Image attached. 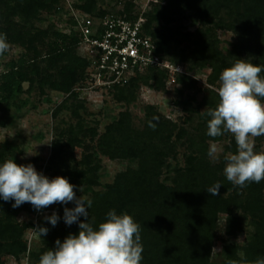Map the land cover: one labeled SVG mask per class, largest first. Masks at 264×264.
Masks as SVG:
<instances>
[{
    "label": "rangeland",
    "instance_id": "obj_1",
    "mask_svg": "<svg viewBox=\"0 0 264 264\" xmlns=\"http://www.w3.org/2000/svg\"><path fill=\"white\" fill-rule=\"evenodd\" d=\"M91 1L58 0L29 17L19 14L6 18L8 10L0 9L4 14L0 15V32L7 34L9 42L8 51L0 55V86L7 81L6 73L14 63L23 65L21 69L26 76L24 81H19L21 90L12 96L0 89V151L3 159L14 158L18 164L32 163L50 178L59 176L58 171L79 173L86 170V175L75 177L76 196L84 195L100 202L98 199L101 195L98 194L107 191L108 185L113 184L120 174L139 167L137 158L128 155L111 158L105 148L122 146L126 138L137 141L138 135L147 127V111L152 106L161 117L160 121H166L170 126L173 140L176 141L175 155L163 160L162 182L173 184L176 169L186 165L189 153L205 157L212 166H219L224 174V156L235 153L237 146L231 144L226 135L221 138L208 137L202 119L209 109L207 102L218 99L219 76L224 69L217 75L213 73L211 65L200 66L191 55V42H185L180 47L185 50V57L166 56L179 71H167L165 76L146 71L137 83L121 90L92 87L86 78L88 68L71 92L52 86L53 82L60 80V70L66 64V61L49 58L53 48H68L66 52L86 56L81 46H69L74 42L72 36L77 21L86 12L82 5ZM18 2L11 0L10 4L14 6ZM156 3L165 4V1L94 0L92 7L95 12L119 14L130 4L134 11H149ZM181 23L185 31L194 32L199 27L191 20ZM11 29L22 32L27 41L34 40L38 34L39 37L33 43L22 45L14 41L10 35ZM56 33L66 36L61 37ZM217 33L220 48L226 54L236 41V35L223 29H218ZM34 65H37L38 72ZM181 75H186L188 81L181 82ZM190 81H193L191 85ZM119 120H124L127 126L122 129L123 132L112 127ZM181 130L182 137L177 140ZM167 131L165 128L163 133ZM158 137L157 134L151 137L152 141L158 142V146L155 144L157 150L163 146ZM142 138L144 140L139 136V139ZM211 144H217L221 149L215 162L208 156ZM254 144L256 150L264 149V136L254 138ZM87 156L90 157L87 164L94 171H87ZM74 206V202L66 205L69 208ZM64 208L65 205L55 203L37 212L30 203H25L10 217L6 207L1 204V228L12 224L14 231L0 239V264H39L41 255L54 248L57 239L63 240L70 233H78V224L67 226L64 223ZM54 210L59 212L61 219L52 227L44 217ZM99 211V208L89 209V219L93 218L97 224L101 222ZM26 224L32 225L24 228ZM39 227H47V235L42 236ZM209 232L212 235L209 264H229L230 261L239 264L241 255L247 257L251 264L255 260L249 257L248 248H254L264 240V224L260 226L250 213L235 203L227 211L217 214L210 223ZM16 239L27 246V250L19 256L10 252V245Z\"/></svg>",
    "mask_w": 264,
    "mask_h": 264
},
{
    "label": "trees",
    "instance_id": "obj_2",
    "mask_svg": "<svg viewBox=\"0 0 264 264\" xmlns=\"http://www.w3.org/2000/svg\"><path fill=\"white\" fill-rule=\"evenodd\" d=\"M10 1L0 0V9L3 7L8 10L6 18L19 14L29 17V15H35L39 9L48 8L50 3L58 2V0H27V2L19 0L13 6ZM163 1L165 4L156 3L151 10L146 12L145 31L153 37L158 53L164 58L167 55L185 57V50L180 47L185 42H191V55L197 59L200 66L211 65L213 73L217 75L239 58H251L254 63L264 64V0ZM92 3L94 0L83 4L82 8L93 15L106 14L105 11L95 12ZM131 6L132 4L124 8L121 13H128L132 16L134 9ZM0 15H4L3 12H0ZM183 20L198 23L199 27L194 32L185 31L181 23ZM218 29L230 30L236 35V41L226 54L220 48ZM56 34L61 37L66 36ZM10 35L15 42L22 45L28 42L33 43L39 37L38 34L34 40L27 41L22 32H14L12 29ZM72 38L74 42L69 48L79 46V37L76 32ZM53 49L49 58L53 61H66V64L60 70V80L53 82L52 86L61 91L71 92L76 83L83 78V72L87 69L89 62L85 57L66 52L68 48ZM22 66L14 63L11 70L6 73L7 81L0 86V89L8 96L21 90L19 81L26 79L21 69ZM36 66L34 65V68L38 72ZM146 71L157 75L167 74V70L148 68L134 76L128 84L116 86L111 90H121L134 85L144 77ZM179 80L187 82L188 77L181 75ZM192 82L190 81V85ZM216 96L218 97L216 101L207 102L209 109L217 107L219 96L218 94ZM206 113L203 114L202 119L203 129L207 130V121L210 117ZM160 120L161 117L155 109L149 106L147 127L142 134L138 135L137 141H130L126 138L122 146L105 148L111 158L125 155L137 158L139 167L120 174L113 184L108 185L107 191L98 194L101 195L98 199L100 202L93 201L92 207L100 209L98 214L100 221L111 209H115L118 213L127 211L134 215L140 225L142 235L144 249L142 264H209L212 249V235L209 232V226L219 212L227 211L230 205L235 203L250 213L252 219L260 226L264 224V180L258 184L251 183L245 188H239L226 179L219 166H212L201 155L189 153L186 156V165L176 169L173 184H165L160 180L163 160L170 155H175L176 141L173 140L170 126L165 123L166 121L163 123ZM149 122H152L155 127H149ZM112 127H117L119 130L127 128L124 120H119ZM163 128L168 129L167 133H163ZM182 133L183 130L177 134V140L181 139ZM155 134L159 136L163 145L158 150L156 149L158 142L151 140ZM224 135L229 137L231 144L236 145L232 134ZM139 136L144 137V140L139 139ZM216 138H221V136ZM89 159L90 157L87 156L85 160L89 167L87 171H94L95 169L87 164ZM0 161H5L1 151ZM85 172L86 170L79 173L64 170L58 171L57 174L68 177L75 185V177H82L86 175ZM216 183L222 185L219 195L215 197L211 196L207 188ZM13 203L14 201L0 200V205L6 207L10 217L14 216L20 208H13ZM1 225L0 220V239L10 231H14L12 224L3 228ZM30 225L32 224H26L24 228ZM262 238L264 239V236ZM26 250V244L20 242L19 239L14 240L10 245V252L15 256H19ZM247 253L254 260L264 257V240L258 242L256 247L248 248Z\"/></svg>",
    "mask_w": 264,
    "mask_h": 264
},
{
    "label": "clouds",
    "instance_id": "obj_3",
    "mask_svg": "<svg viewBox=\"0 0 264 264\" xmlns=\"http://www.w3.org/2000/svg\"><path fill=\"white\" fill-rule=\"evenodd\" d=\"M9 49L6 33L0 32V55ZM264 64L251 58L237 59L219 76L217 90L219 102L206 113V135L211 138L232 134L236 152L226 154L224 175L234 186L245 188L264 180V149L256 150L254 138L264 136ZM149 127H155L149 122ZM221 149L211 144L209 158L215 162ZM222 184L207 188L211 196H218ZM76 185L68 177H49L38 171L34 164H18L14 158L0 163V200L14 201L13 208L30 203L37 212L59 203L65 205L63 221L67 226L78 224L79 232L70 233L63 240L57 239L55 247L44 252L39 264H142L143 243L141 229L133 214L115 209L107 212L98 224L89 219L93 201L76 196ZM80 191L83 192L81 188ZM74 202L72 208L66 207ZM81 217L84 219L81 220ZM61 217L54 210L46 215L47 224L55 227ZM41 235H47V227H39ZM229 264H237L230 261ZM239 264H250L241 255ZM251 264H264L258 257Z\"/></svg>",
    "mask_w": 264,
    "mask_h": 264
},
{
    "label": "built area",
    "instance_id": "obj_4",
    "mask_svg": "<svg viewBox=\"0 0 264 264\" xmlns=\"http://www.w3.org/2000/svg\"><path fill=\"white\" fill-rule=\"evenodd\" d=\"M147 10L103 16L83 13L75 32L88 62L87 82L95 88L124 86L148 68L179 71L157 51L146 33Z\"/></svg>",
    "mask_w": 264,
    "mask_h": 264
}]
</instances>
